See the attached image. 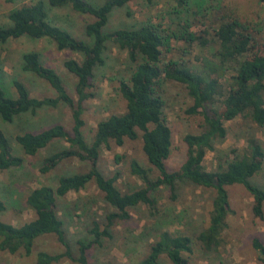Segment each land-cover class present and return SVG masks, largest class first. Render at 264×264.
I'll list each match as a JSON object with an SVG mask.
<instances>
[{"label":"trees","instance_id":"1","mask_svg":"<svg viewBox=\"0 0 264 264\" xmlns=\"http://www.w3.org/2000/svg\"><path fill=\"white\" fill-rule=\"evenodd\" d=\"M14 2L15 0H6ZM134 0H35L14 8L8 14L9 24L0 26V45L21 38L45 39L54 43L59 51H70L82 56L81 61L67 59L65 70L76 78L74 87L76 99L72 97L61 78L50 67L44 66L36 51L22 54V70L44 80L56 93L55 97H31L23 83L12 80L14 94L0 87V121L12 123L25 114H35L43 108H56L63 104L69 108L72 128L68 132L60 124L52 125L38 132L25 131L15 136V142L24 155L35 156L56 140H63L67 147L50 154L42 161L41 174L54 170L60 163L76 159L88 165L86 172L61 176L55 188L40 186L31 189L24 203L31 209L34 218L21 225L0 221V251L29 257L35 243L42 237L54 236L63 247L60 253L39 251L34 264H59L69 261L74 264H89L87 252L93 245H100L104 239H111V228L131 218L130 210L146 206L150 211L157 207L155 193L161 188L174 192L177 182H187L203 189L214 191L208 223L198 235L202 251L212 253L225 244L224 232L227 217L231 213L228 187L240 185L252 198L253 215L264 216V188L252 182L261 173L264 165V148L254 136L246 135L245 147L233 149L230 155L218 163L213 171L204 168L207 153L221 151L216 142L227 136L226 122L238 118L247 120L256 127H264V43H259L245 23L231 14H224L209 25L211 41L206 32L189 29L188 18L182 21V14L193 11L201 4L197 0H173L175 18L180 29L167 31L151 21L136 28H120L106 32L111 13L124 8ZM264 3V0H259ZM152 4L153 0H146ZM196 4V5H194ZM50 8H70L72 11L90 16L93 20L85 25L84 34L89 42L79 40L67 30L57 26L49 18ZM171 40L182 41L188 46L197 43L203 50H209L210 58L200 59L196 65H189L183 59L165 63L164 53L171 50ZM112 44L127 55L128 66L118 76L117 91L126 102L125 111L100 120L92 141L87 143L83 136L85 125L82 118L84 103L95 97L93 87L95 72L105 64V52ZM202 61V63H201ZM201 63V64H200ZM176 82L184 86L191 105L186 113L200 116L201 130L183 137L186 158L176 172H169L166 160L172 147V132L164 113L162 85ZM219 104V105H217ZM142 141V151L151 168L143 167L138 161L130 162L132 176L140 182V188L122 193L116 187L117 174L105 177L99 170L101 151L111 149L114 144L122 147L126 140ZM119 162L120 157H116ZM24 159L14 154L9 138L0 128V175L20 168ZM153 169L157 172L152 177ZM93 183L103 194L104 201L112 211L106 216V224L100 227L93 222L89 243L80 242L78 253L73 256L65 239L63 221L57 213V201L68 193H78ZM5 210L0 200V212ZM192 240L189 236L162 231L150 246L148 254L136 264H160L165 257L171 264H190L187 255H192ZM252 247L264 264V245L253 239Z\"/></svg>","mask_w":264,"mask_h":264},{"label":"rangeland","instance_id":"2","mask_svg":"<svg viewBox=\"0 0 264 264\" xmlns=\"http://www.w3.org/2000/svg\"><path fill=\"white\" fill-rule=\"evenodd\" d=\"M35 0H15L7 2L0 0V26L9 24L8 14L14 8L27 5ZM47 2V0H44ZM201 4L202 0H197ZM193 11L182 14V21L189 22L190 31L206 32L211 41L212 33L209 25L215 18L231 14L245 23L248 30L259 43H264V3L259 0H206ZM196 5V4H194ZM175 2L173 0H134L124 8L115 9L105 28L112 32L120 28H136L151 21L164 30H179L180 25L175 18ZM49 18L57 26L67 30L75 38L89 42L84 34L85 25L93 19L81 15L70 8L48 7ZM36 51L44 66L52 68L63 81L68 93L76 99L74 87L76 78L63 67L67 59L81 61L82 56L70 51H59L54 43L41 39L31 40L21 38L0 45V87L14 94L12 80H18L25 85L31 97H55L54 90L42 79L22 70V54ZM209 50L201 49L197 43L192 46L182 41L171 40V50L164 53L165 63L170 60L183 59L189 65H196L200 59L210 58ZM202 63V61H201ZM200 63V64H201ZM127 55L109 44L105 52V64L95 72L93 87L90 90L95 97L84 103L83 136L87 143L92 141L97 123L113 114L125 111L126 102L117 91V78L124 74L128 66ZM164 113L172 132V147L166 167L169 172H176L186 158V145L183 137L188 133H198L201 130L200 116H191L186 110L191 105L184 86L176 82H164L162 85ZM219 105V104H217ZM60 124L66 131L72 128L71 112L68 107L59 104L56 108H43L35 114H25L12 123L0 121V128L10 140L14 154L24 159L20 168L11 169L0 175V200L5 210L0 212V221L13 225H21L34 218L31 209L23 202L27 193L40 186L55 188L61 176H69L86 172L88 165L76 159L60 163L54 170L41 174L39 168L44 158L67 147L63 140H56L47 148L40 150L35 156L24 155L15 142V136L25 131L38 132L52 125ZM227 136L216 142L218 153H207L203 166L208 171L217 168L233 149L242 150L245 147L246 135L254 136L264 148V127H256L247 120L238 118L226 122ZM135 141L126 140L122 147L111 145L109 151L100 154L99 170L105 177L117 174L116 187L122 192H132L141 186V182L131 175L129 166L132 160L138 161L143 167L151 168L142 151L140 138ZM120 157L116 162V157ZM157 172L153 169L152 177ZM252 182L264 188V165L261 173ZM231 205V213L227 217V228L224 232L225 244L218 251L207 253L202 251L198 235L208 223L214 191L203 189L187 182H177L175 191L161 187L154 195L157 207L150 211L146 206H138L130 210L128 221L114 225L110 230L111 239H104L100 245H93L87 252L89 264H136L149 252L150 246L157 240L162 231L178 232L189 236L192 240V255H187L190 264H261L257 252L252 247L253 239H259L264 245V216L259 219L252 212V198L240 185L227 188ZM112 211L104 201L103 194L90 183L86 189L78 193L70 192L57 201V213L63 221L65 239L73 256L78 253L80 242L89 243L92 235L89 233L93 222L100 227L106 224V216ZM39 251L60 253L63 247L54 236L40 238L34 245L29 257L21 253L10 255L0 251V264H34L35 255ZM59 264H74L69 261ZM160 264H171L162 257Z\"/></svg>","mask_w":264,"mask_h":264}]
</instances>
